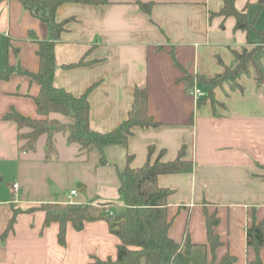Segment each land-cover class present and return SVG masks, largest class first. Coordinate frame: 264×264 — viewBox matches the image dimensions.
I'll return each instance as SVG.
<instances>
[{
    "label": "crops",
    "instance_id": "0c3cea01",
    "mask_svg": "<svg viewBox=\"0 0 264 264\" xmlns=\"http://www.w3.org/2000/svg\"><path fill=\"white\" fill-rule=\"evenodd\" d=\"M139 2H151L149 12ZM223 0H107L105 3L65 1L55 11L56 21L68 19L54 40L53 84L74 95L89 86V125L105 132L117 126L133 101L135 86L147 89L148 114L156 126H135L125 146L108 144L99 163L96 146L82 149L67 141V132L52 133L54 152L46 155L47 133L33 149L16 123L5 117L11 109L22 115L38 114L34 96L39 86L18 68L35 72L39 40H52L48 24L34 16L19 0L0 1V69H15L0 79V180L7 178L10 196L0 192V264H93L115 259L119 238L105 219L85 221L80 229L66 223L65 243L57 239L59 223H44L46 202H114L119 199V176L130 165L141 166L153 145L152 161L172 160L181 145L192 161L189 171L161 173L158 185L172 189L168 197L169 236L185 237L191 247L185 264H208L212 256L207 240L204 210L215 211V230L222 241L218 260L225 253L233 264H252L253 250L246 245V227L252 215L264 219V0H234L252 26L236 29L233 15L218 14ZM254 52L262 72L255 79L247 71L228 75L212 87V103L203 99L212 78L237 64L236 52ZM12 47L17 48V55ZM174 55L180 67L172 58ZM69 66V64L77 63ZM192 78L188 84L185 76ZM200 88L195 100L191 89ZM48 118L68 124L69 115L50 112ZM17 183V191L12 184ZM75 189L74 194L70 190ZM12 228L2 236L13 210ZM264 264V246L260 250Z\"/></svg>",
    "mask_w": 264,
    "mask_h": 264
},
{
    "label": "trees",
    "instance_id": "16d2710c",
    "mask_svg": "<svg viewBox=\"0 0 264 264\" xmlns=\"http://www.w3.org/2000/svg\"><path fill=\"white\" fill-rule=\"evenodd\" d=\"M2 1V0H0ZM34 16L46 22L52 31V40H39L36 54L39 59L38 69L35 72L18 68V72L29 75L39 86L38 93L33 97L36 109L42 117L25 116L11 108L5 117L13 120L18 129L28 127L24 133H18L19 139H25L24 148L33 149L37 137L41 133H47L46 155L54 152L52 133L55 131L67 132V141H76L82 149L96 146L100 151L99 163H105L106 157L103 149L108 144L125 146L132 129L135 126H156L158 122L147 111L146 86H135L133 89V101L127 112V116L111 130L101 132L94 130L89 125V86L82 94L74 95L68 90L53 84L54 76V40L64 29L68 19L56 21L54 14L56 8L65 1L80 3H105L107 0H19ZM139 6L149 12L151 2H139ZM218 14L235 17L236 29H248L252 23L247 15L234 6V0H223V5ZM259 38L264 40V30H258ZM258 47L250 50L243 49L236 52L237 64L232 69H225L212 78L201 79L207 84L208 91L203 97H209L212 103L216 102L212 97V87L228 75H236L247 71L252 65L255 71V79L262 80V72L253 55ZM17 55V48L12 47ZM174 63L180 64L172 54ZM73 63L69 64L75 65ZM14 65L8 64L0 69V79H7L14 71ZM185 80L192 84V78L187 75ZM199 102V99H198ZM50 112H60L69 115L73 121L64 124L56 119L48 118ZM154 146H148V158L138 167L130 165L131 155H127L124 168L118 171L119 176V199L123 206L115 209L114 202H46L39 208L44 211V223L52 221L59 223L57 239L60 244L65 243L66 223L71 222L75 228L80 229L85 221L105 219L109 230L119 238L117 256L115 259H96L93 264H185L184 255L189 251L191 243L185 237L183 242H176L169 234L170 219L167 216L168 197L172 189L158 185L157 176L161 173H176L189 171L192 161L185 157V145H181L177 156L172 160H161L163 149L151 161L150 156ZM20 208L13 210L2 236L12 228L15 214ZM205 227L209 250L212 256L208 264H233L235 257L225 253L216 260V248L221 245L220 236L215 230L218 216L215 211L204 210ZM246 245L254 252L252 264H262L260 250L264 246V219L257 220L252 215L250 224L246 227Z\"/></svg>",
    "mask_w": 264,
    "mask_h": 264
},
{
    "label": "built area",
    "instance_id": "2783aa9c",
    "mask_svg": "<svg viewBox=\"0 0 264 264\" xmlns=\"http://www.w3.org/2000/svg\"><path fill=\"white\" fill-rule=\"evenodd\" d=\"M190 93L192 94V96L194 97V99L197 100L199 98V96L201 95L202 92H201L200 88L194 86L191 89V92ZM17 188H18V184L17 183H13L12 184V190L14 192H16L17 191ZM74 193H75V189L70 190V194H74Z\"/></svg>",
    "mask_w": 264,
    "mask_h": 264
},
{
    "label": "rangeland",
    "instance_id": "374dc122",
    "mask_svg": "<svg viewBox=\"0 0 264 264\" xmlns=\"http://www.w3.org/2000/svg\"><path fill=\"white\" fill-rule=\"evenodd\" d=\"M11 181L7 180V178H3V180H0V192H2L6 197L10 196L9 191V185H11ZM115 209H118V207H115Z\"/></svg>",
    "mask_w": 264,
    "mask_h": 264
}]
</instances>
